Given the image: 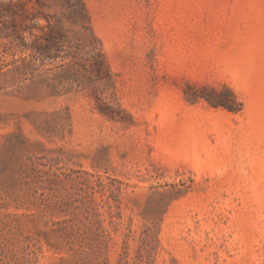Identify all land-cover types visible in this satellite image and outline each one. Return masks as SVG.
<instances>
[{
  "label": "rangeland",
  "instance_id": "obj_1",
  "mask_svg": "<svg viewBox=\"0 0 264 264\" xmlns=\"http://www.w3.org/2000/svg\"><path fill=\"white\" fill-rule=\"evenodd\" d=\"M0 264H264V0H0Z\"/></svg>",
  "mask_w": 264,
  "mask_h": 264
},
{
  "label": "trees",
  "instance_id": "obj_2",
  "mask_svg": "<svg viewBox=\"0 0 264 264\" xmlns=\"http://www.w3.org/2000/svg\"><path fill=\"white\" fill-rule=\"evenodd\" d=\"M191 96L194 100L204 98L215 107L222 106L230 110H238L239 108L235 94L232 89L228 87L218 89L215 87L205 86L201 90L195 89Z\"/></svg>",
  "mask_w": 264,
  "mask_h": 264
}]
</instances>
